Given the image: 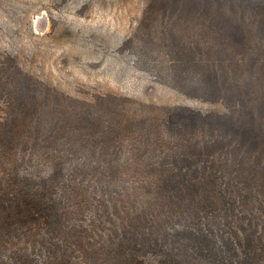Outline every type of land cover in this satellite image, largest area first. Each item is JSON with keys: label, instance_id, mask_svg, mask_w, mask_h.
I'll return each instance as SVG.
<instances>
[{"label": "rangeland", "instance_id": "1", "mask_svg": "<svg viewBox=\"0 0 264 264\" xmlns=\"http://www.w3.org/2000/svg\"><path fill=\"white\" fill-rule=\"evenodd\" d=\"M239 132L264 166V0H0V182L75 173L77 197L58 201L85 207L70 224L96 215L98 248L130 259L128 226L157 215L164 170L209 171V143ZM248 187L264 189V171ZM15 247L0 264H17ZM46 253L27 264H70Z\"/></svg>", "mask_w": 264, "mask_h": 264}, {"label": "trees", "instance_id": "2", "mask_svg": "<svg viewBox=\"0 0 264 264\" xmlns=\"http://www.w3.org/2000/svg\"><path fill=\"white\" fill-rule=\"evenodd\" d=\"M244 101L241 111L255 115ZM217 142L207 148L214 159L199 162L209 171L164 170L161 177H172L161 183L165 189L158 185L162 197L157 215L150 217L145 208L128 226L130 259L127 252L98 248L105 233L99 230L96 215L86 225L70 224L72 217L85 215L81 203L68 208L71 199L58 201L66 191H73V199L78 195L74 184L82 179L72 172L61 183L55 182L53 175L36 174L39 171L0 182V252L9 245L16 246L10 259L17 264L29 263L33 254L48 258L50 245L57 263L71 264L74 258L81 264H100L102 256L125 254L123 264H141L143 261L134 257L141 254L152 264H264V189L248 187L264 171L258 161L252 165L250 160L248 149L258 141L239 132L236 139L220 135ZM218 145L225 157L216 161ZM114 232L106 234L114 238ZM83 258L86 260L80 261Z\"/></svg>", "mask_w": 264, "mask_h": 264}]
</instances>
